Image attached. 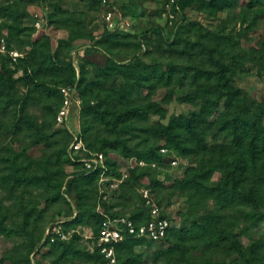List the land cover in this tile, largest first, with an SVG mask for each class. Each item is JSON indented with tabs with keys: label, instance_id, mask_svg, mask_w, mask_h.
I'll use <instances>...</instances> for the list:
<instances>
[{
	"label": "rangeland",
	"instance_id": "1",
	"mask_svg": "<svg viewBox=\"0 0 264 264\" xmlns=\"http://www.w3.org/2000/svg\"><path fill=\"white\" fill-rule=\"evenodd\" d=\"M250 1L219 10L196 0L182 17L178 0H0L22 13L0 16V37L15 51L0 52V264H28L30 255L102 264L94 256L98 211L148 212L145 189L175 231L170 241L127 243L119 263L172 264L177 231L189 224L200 236L177 264H264V154L250 159L244 194L223 190L226 173L242 176L230 122L240 120L247 140L264 138V0ZM75 48L83 107L75 104L71 126L113 162L99 175L72 176L79 166L56 119ZM111 54L127 65L112 67ZM92 106L95 123L85 114ZM196 114L198 135L170 127ZM54 223L69 236L63 245L42 239Z\"/></svg>",
	"mask_w": 264,
	"mask_h": 264
},
{
	"label": "trees",
	"instance_id": "2",
	"mask_svg": "<svg viewBox=\"0 0 264 264\" xmlns=\"http://www.w3.org/2000/svg\"><path fill=\"white\" fill-rule=\"evenodd\" d=\"M30 1V0H27ZM34 1V0H31ZM196 0H178L177 2V6L181 11L182 17H185V9L186 7H188L189 5H191L193 2H195ZM204 1H209L210 3L215 4L217 9H227L229 7H232L236 4H238V0H204ZM259 1H263V0H259ZM20 2H24V0H20ZM249 5H254V1H250ZM49 8V6H48ZM21 11L18 9V7L10 5V4H0V16H9L11 17V19L17 20L22 16V13H20ZM16 27L21 31L23 28L21 25L16 24ZM172 40V43H177L179 36L176 34H173L170 37ZM8 43V47L9 49H12L9 41H7ZM190 44L192 45H196V42H191ZM81 49L79 48H75L72 50L71 52V59L66 63V66L68 67V69L71 72V76L72 79L71 81L65 85L66 87L68 86H77L80 96H81V88H82V83L84 81V77L82 75V70H81V61H79L78 57L80 56V52ZM5 54H7V56L10 55L9 52H6ZM109 63L112 65V67L115 66H126V63H119L118 61L115 60L114 56L111 54L110 58H109ZM64 86V87H65ZM91 89L93 90V86L91 87ZM82 99V98H81ZM64 102V94L63 91H61V96H60V103L57 107V112H56V119H57V113L60 109V107L62 106ZM82 103L83 101L81 100V109H82ZM105 102H103L102 105H104ZM108 111V109L106 110ZM130 111H128V114L130 115ZM99 112H97L94 107H87L85 109V114L88 116H92V119L94 121V123L97 121L96 117L98 115ZM125 115L123 114L121 115L118 119L121 121H125ZM101 116V114H100ZM99 116V117H100ZM202 119L203 117L200 114H196L194 115L193 118L191 119H187L184 121H177L176 123H172L170 125V127H178V128H182L183 132L182 133H186L188 136H190L191 134H193L192 136L198 135V127L202 124ZM58 122V121H57ZM236 122V123H235ZM240 124V120L237 119L235 121H231L230 125H228L229 127L233 128V130L236 132V144L239 147V152H240V163L241 166L239 168H241V172H242V176L235 178L234 176V170L232 171V173H226L225 175V179H224V186H223V190L227 193H242L244 194L245 192L242 191V189H240V185L241 183H243L245 181V171H247V169L250 166V159H252L253 161H255L257 158L261 157L262 154H264V138L260 139L258 137H254L250 140H247V138H245L242 129L239 127ZM62 126L65 128V130L68 132L69 134V142L66 148L67 154L69 156V158L71 159V161L79 166L78 169V174L75 173L76 175H72V176H79V175H85V176H91V175H99V173L102 172L101 169H96L94 171H87L83 168V162L80 161L78 158L79 156H74L72 154V149H71V143L74 137L73 132L71 131V129L68 127L67 123H62ZM176 126V127H175ZM87 130H95L96 129V137H100V131L97 129V127H95V125H89L87 128ZM177 129V128H176ZM82 131V135H83V139L87 145V147L92 150V151H102L101 149H97L94 147V143L93 141H87V137L85 135V132L83 129H81ZM175 133H179L175 132ZM180 134L178 135H174L175 140L178 143H181V139H180ZM183 141V140H182ZM120 142V140H116V141H108V143L112 144L113 146L117 145ZM189 143V147H190V143L188 140H184V144ZM191 148V147H190ZM105 153V152H104ZM106 156V154H105ZM106 164L107 167L110 164H113V162L111 160H109L106 156ZM81 167V168H80ZM250 195H253L255 197L256 194L254 193H250ZM149 208V211L147 212L146 207L145 209H142L141 211L130 215L133 220L135 221L137 226H140L141 224L145 223L151 215L150 212V206L147 205ZM105 212H108L111 216H119L118 213H111L110 211L104 210ZM98 216H99V224H98V228L96 229V233L99 234V232L101 231L102 228V222L104 220V214L99 210L98 211ZM165 216V215H163ZM166 217V216H165ZM183 219L184 220H190V217L187 215H183ZM66 222V221H64ZM188 224V223H187ZM192 225H197V222L194 221V219L192 220ZM46 230V229H45ZM175 231V228L172 226L169 227L166 236L164 237L163 240L161 241H170L173 233ZM46 233V231H45ZM45 233L42 237V239L48 243H50L51 241V236L48 235L47 238L44 239L45 237ZM178 233V248L180 249V253L176 254L174 251H170L169 255L166 257L168 262L172 263V264H177L179 263V259H186L188 257L187 255V251L188 249H190L192 246L196 245L198 241H196L198 239V237L200 236V231L198 228H193L190 229V225H183L182 227H180V229H178L177 231ZM147 237L144 236H136V235H129L127 236L124 240H122L118 246H117V255L119 258H121V253L123 251V248L125 247V245L131 241H135V240H141V239H145ZM56 242L59 244H65L69 239H63L61 238L60 234H56V238H55ZM154 241V240H153ZM68 244V243H67ZM233 245L235 247L238 248V250H242V247L239 244L238 239H236L233 242ZM69 246V245H68ZM36 248V247H34ZM34 251H39V248L34 249ZM94 256H96L97 260L100 262H106V258L104 257V255L100 252V250L98 248H95L94 250ZM66 261V260H65ZM137 264L140 263L139 259L136 258ZM28 264H35L34 260H33V256L30 255V257H28ZM36 264H43L41 260L36 259ZM121 264V263H118ZM199 264V263H196Z\"/></svg>",
	"mask_w": 264,
	"mask_h": 264
},
{
	"label": "built area",
	"instance_id": "3",
	"mask_svg": "<svg viewBox=\"0 0 264 264\" xmlns=\"http://www.w3.org/2000/svg\"><path fill=\"white\" fill-rule=\"evenodd\" d=\"M112 15L113 12L109 11V19H111ZM114 24L115 21H111V26H114ZM0 52H9L12 56H15V51L9 49L5 37H0ZM62 91L64 94V102L57 113V120L59 123H67L74 134L71 143L72 154L74 156H79L78 159L83 162V168L85 170L94 171L96 169H101L102 172L106 171L108 167L105 153L102 151L90 150L83 139L81 129L75 130L71 126L74 106L78 104L80 107L81 104L77 86L63 87ZM144 194L145 200L150 206L151 215L150 218L140 226L136 225L130 215L111 216L108 212L101 210L104 214V220L102 222L101 231L94 237V245L106 258V262L102 264L119 263L117 246L129 235L144 236L154 241H161L166 236L169 227L172 226V222L168 217L163 216L159 207L152 202L148 189H145ZM56 234H60L63 239H68L69 237L67 232L61 229V225L54 223L47 227L44 239L50 235L51 239L54 240ZM33 260L36 264L35 257H33Z\"/></svg>",
	"mask_w": 264,
	"mask_h": 264
}]
</instances>
